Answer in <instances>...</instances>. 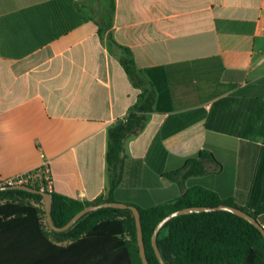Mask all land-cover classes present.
Wrapping results in <instances>:
<instances>
[{
  "label": "crops",
  "instance_id": "1",
  "mask_svg": "<svg viewBox=\"0 0 264 264\" xmlns=\"http://www.w3.org/2000/svg\"><path fill=\"white\" fill-rule=\"evenodd\" d=\"M146 89L154 109L125 142L117 202L182 196L167 174L212 153L221 167L207 156L187 187L264 203V0H0V185L48 164L52 191L107 195L108 129Z\"/></svg>",
  "mask_w": 264,
  "mask_h": 264
},
{
  "label": "trees",
  "instance_id": "2",
  "mask_svg": "<svg viewBox=\"0 0 264 264\" xmlns=\"http://www.w3.org/2000/svg\"><path fill=\"white\" fill-rule=\"evenodd\" d=\"M128 50V49H127ZM136 86H142L141 71L131 58L123 60ZM155 94L144 90L134 111L108 129L107 169L109 190L93 202L69 198L41 185L36 189L53 196L54 224L64 227L88 206L117 202L115 191L122 182V154L125 142L140 135L147 125V113L154 109ZM190 159L185 166L167 174L184 190L182 196L149 208L141 214L146 254L150 264H160L152 246L159 222L169 214L189 207L228 205L242 209L263 223L264 203L250 210L235 198H225L201 186L187 187L193 177L208 173L206 157ZM158 245L167 264H264V236L244 218L230 212L193 213L175 217L158 236ZM0 264H143L134 214L129 209L104 208L83 216L71 229L58 233L50 228L44 197L20 190L0 192Z\"/></svg>",
  "mask_w": 264,
  "mask_h": 264
},
{
  "label": "water",
  "instance_id": "3",
  "mask_svg": "<svg viewBox=\"0 0 264 264\" xmlns=\"http://www.w3.org/2000/svg\"><path fill=\"white\" fill-rule=\"evenodd\" d=\"M9 190H20L25 191L33 194H39L44 197V205H45V211L47 215V221L49 223V226L51 229L58 233H63L71 229L83 216L86 214L97 211L104 208H115V209H129L133 212L135 220H136V227H137V234H138V245H139V252L142 259L143 264H150L147 258L146 254V247L144 243V236H143V230H142V222H141V214L139 209L136 206L129 205L126 203H120V202H106L100 205H92L88 206L82 211H80L78 214H76L64 227H58L54 224L51 211H52V202H53V196L51 193H48L44 190L36 189L35 187L28 186V185H15V186H1L0 192L2 191H9ZM217 211H225L233 213L237 216H240L244 218L245 220L249 221L251 224H253L255 227H257L261 233L264 236V227L259 223L257 219H255L252 215L248 214L247 212L243 211L240 208L228 206V205H220L217 207H189L185 209L178 210L176 212H173L166 216L164 219H162L157 227L154 230L153 236H152V246L154 248V251L156 253V256L160 262V264H167L161 254L159 245H158V236L160 231L163 229V227L172 219L178 216L187 215V214H193V213H208V212H217Z\"/></svg>",
  "mask_w": 264,
  "mask_h": 264
},
{
  "label": "built area",
  "instance_id": "4",
  "mask_svg": "<svg viewBox=\"0 0 264 264\" xmlns=\"http://www.w3.org/2000/svg\"><path fill=\"white\" fill-rule=\"evenodd\" d=\"M15 185H28L34 187L35 185H41L42 187H46L48 190H51V178L49 176V168L48 164H44L39 169L19 175L12 179H8L3 182L1 186H15ZM42 188V190H44Z\"/></svg>",
  "mask_w": 264,
  "mask_h": 264
},
{
  "label": "rangeland",
  "instance_id": "5",
  "mask_svg": "<svg viewBox=\"0 0 264 264\" xmlns=\"http://www.w3.org/2000/svg\"><path fill=\"white\" fill-rule=\"evenodd\" d=\"M189 186V185H188ZM190 186H193V184H190Z\"/></svg>",
  "mask_w": 264,
  "mask_h": 264
}]
</instances>
